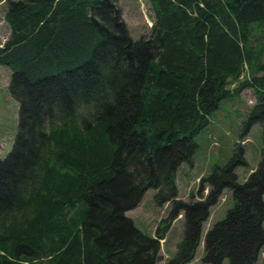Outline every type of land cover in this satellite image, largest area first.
Listing matches in <instances>:
<instances>
[{"label": "trees", "instance_id": "16d2710c", "mask_svg": "<svg viewBox=\"0 0 264 264\" xmlns=\"http://www.w3.org/2000/svg\"><path fill=\"white\" fill-rule=\"evenodd\" d=\"M1 1L10 34L0 66L19 112L0 158V264H156L180 213L183 236L166 264H187L225 188L234 203L207 230L202 263L253 264L264 246V0H149L153 23L136 40L118 0ZM247 88L257 167L238 182L241 150L201 179L203 200L178 199L195 137ZM148 188L172 206L155 237L125 214Z\"/></svg>", "mask_w": 264, "mask_h": 264}, {"label": "rangeland", "instance_id": "374dc122", "mask_svg": "<svg viewBox=\"0 0 264 264\" xmlns=\"http://www.w3.org/2000/svg\"><path fill=\"white\" fill-rule=\"evenodd\" d=\"M118 6L131 38L136 40L143 35L147 36L154 19L149 0H118ZM6 9L7 3L1 1L0 45L10 34V29L4 21ZM10 74L8 67L0 66V158L6 157L11 150L18 127L19 103L11 97L8 90ZM235 86L236 83H233L230 88ZM255 103L254 91L247 88L221 102L219 108L210 115L207 125L195 137L197 148L191 160L182 162L178 167L176 173L178 199L193 202L203 200L209 186L202 184L201 179L210 175L215 165L224 166L229 161L236 160L241 150L244 161L235 168L238 182L242 183L255 170L262 147L259 124H248L249 110ZM155 191L148 188L137 206L125 213L132 219L137 229L153 237L156 236V229L165 225L162 220L172 209L170 203L159 205L155 202ZM233 203L232 191L228 188L223 189L215 204L209 208L208 216L202 223L194 257L187 264H203L205 234L217 221L225 217ZM183 232L184 219L180 213L172 221L164 238L160 240L156 264H166L174 255ZM263 256L264 246L253 264H264ZM222 264H228V260L224 259Z\"/></svg>", "mask_w": 264, "mask_h": 264}]
</instances>
